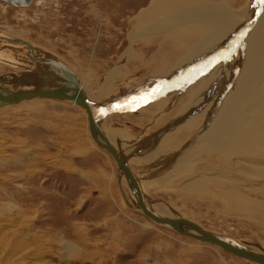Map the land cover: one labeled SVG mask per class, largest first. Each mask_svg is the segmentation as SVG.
<instances>
[{"label": "rangeland", "instance_id": "obj_1", "mask_svg": "<svg viewBox=\"0 0 264 264\" xmlns=\"http://www.w3.org/2000/svg\"><path fill=\"white\" fill-rule=\"evenodd\" d=\"M185 1L159 23L156 11L176 1L31 0L5 12L0 2V31L64 60L95 105L123 104L165 80L178 67L179 56L191 52L190 46L165 55L169 45L179 44H167L170 39H182V29L193 26L202 29L201 39L208 33V23H187L181 20L184 13L197 7L212 10L224 1L230 22H242L251 4ZM242 37L235 36L236 43ZM200 57L214 59L210 53ZM12 70L0 63V73ZM197 77L185 82H197ZM179 89L128 113L108 112L102 125L114 135L151 198L203 228L264 250V171L251 165L247 167L258 172H244L243 165L231 170L222 162L215 167L218 155L197 147L186 157L187 139L180 146L175 142L185 137L171 140L189 130L173 124L182 108L169 115L175 106L161 103ZM154 224L122 204L115 165L90 138L79 107L40 97L0 108V264H254Z\"/></svg>", "mask_w": 264, "mask_h": 264}, {"label": "bare ground", "instance_id": "obj_2", "mask_svg": "<svg viewBox=\"0 0 264 264\" xmlns=\"http://www.w3.org/2000/svg\"><path fill=\"white\" fill-rule=\"evenodd\" d=\"M174 1H176V3L173 2V4H170L169 6H164L161 11H156L155 15L157 16L158 21L156 19L153 20V18L152 20L155 22L157 21L158 23L163 21L164 18H166L167 15L171 13V8H175L176 6L179 7L181 4H184L186 2L185 0ZM222 3H224V1H222L220 4L217 3L215 6L211 5L213 6L211 7L213 8L212 10H200L201 8L199 9L197 7L194 8L192 11L183 14L181 20H185L187 21V23L192 21L202 22L204 24L208 23L210 29L202 39L201 34H203V32H201V28H193V26L191 29H182V32H184L182 39H170L167 42V44H179L169 45V49L164 50L163 52L165 55H167L169 52L176 54V52L180 51L181 49H184V51L186 52L191 46L190 53L189 50L188 53L180 55L179 58L176 60L177 64L175 62L174 66L178 65V67L168 72V75L164 77L165 80L171 79L169 82H167V87H172L170 90H173V87L177 85V83L180 82L179 84L182 85L181 81L185 82L187 77L189 79V76L190 79L191 77H194L191 75L195 74L197 68H200L208 62H214L215 65L213 67L210 66V68H208V70L203 74H198L199 78L197 77V82L189 83L187 81L189 84L186 82L185 84L180 86L179 91L173 93L171 99L168 98L167 100H162L163 102L161 103L165 106H175V108H173L171 112H168L169 115L177 111L178 108H182L180 112L178 111V118L173 124H177L179 128L184 125L188 126L189 130L180 133L176 132L178 134L173 135V138H171V140L173 142L174 138L180 135L185 137H180V139L175 142L177 146H180L182 144L181 142L184 139H187L186 142L184 141L186 144V149L183 151V154H186V157H191V150L193 151V148L195 147V149L199 148L202 149V151L207 150L216 153L218 156L215 160V163H213L215 167H219V163L221 162L223 164L225 163L226 166L228 164V167L231 170L239 168L241 165H243V168H246L244 172L256 173L258 172L256 170L259 169L264 171V3L261 2V0H251V4L248 8L249 11L248 9L246 10V14L242 22L232 21L233 23L230 22L233 19L231 17V12L225 9L227 5ZM260 3L263 5L258 11L261 5ZM160 9L161 8H159V10ZM152 11L150 12L152 13L151 16L153 17L154 12ZM254 15L256 16L248 25ZM152 20L149 22L151 23ZM235 26H241L243 28H236ZM233 29H237L234 33L235 35L232 34V31H234ZM0 32H2L0 34L5 33L3 31ZM173 32H175V29ZM228 33H231V37L228 35ZM236 34H243V37L241 38V40L239 39L240 41L237 43L234 38L235 36H237ZM196 43L199 44L195 46ZM13 47L14 46L12 45H7L5 42H1L0 53L10 55L11 53H14V51H12ZM209 49H211V51ZM196 50L197 52L195 53ZM208 53H210V55H212L215 60L207 58L208 61H204L203 59H201L200 55H204V57L206 58ZM190 56L192 57V61L187 62V58H189ZM198 61H203V65L199 66V64L197 63ZM190 63L198 64V66L194 68L193 65L188 69L187 67L190 66ZM67 65L70 67V69H72L69 64ZM182 69L186 72L183 73ZM74 73L77 75L75 71ZM77 77L78 86L82 88L84 93H86L87 97L93 103L95 101V98H90V96L87 94L88 90L86 91V89L84 88L85 83H82L78 75ZM158 98L159 97L152 98L151 100H149V102L154 101ZM22 101L23 100H20L14 104H2L0 105V108L6 105H17ZM60 102L75 105L84 112L83 108L76 105L72 101L60 100ZM140 107H138L137 109H139ZM108 112L111 114H122L131 111L129 110L123 112H111V110H108L106 113L98 112V115L101 116V119L99 120L100 126L102 127L103 131L104 129L106 130L112 144L116 149H118V151L122 153L123 158L127 162V156L120 150L119 144L116 142L114 135L112 136L110 132L109 134L108 130L102 125V119L104 116H107V114H109ZM164 120L165 119H163V121ZM194 130H196L195 133L193 132ZM192 132L194 133L193 136ZM97 147L100 148L99 146ZM127 164L129 165L128 162ZM163 164L164 163L160 164L161 167ZM160 165L158 164V166ZM250 165L255 166L256 170L249 169L247 166ZM209 167L210 164L208 165V168ZM135 175L138 177L137 174ZM139 180L141 187L147 194L143 181L141 179ZM117 192L123 205L124 203L121 199V193L124 195L127 202L131 204V199L133 200V196L128 190L123 178L120 179L119 186H117ZM152 207L156 212L161 213L162 215L174 216V214L172 213L173 210L177 216L181 217L179 213H177L174 209H172L170 205L163 202L162 200H160V202L152 203ZM151 223L153 222L151 221ZM154 225L157 226L158 224L155 223ZM171 231L174 232L173 230ZM239 241L251 246V244L243 240ZM252 246L256 249H260L258 246Z\"/></svg>", "mask_w": 264, "mask_h": 264}, {"label": "water", "instance_id": "obj_3", "mask_svg": "<svg viewBox=\"0 0 264 264\" xmlns=\"http://www.w3.org/2000/svg\"><path fill=\"white\" fill-rule=\"evenodd\" d=\"M0 1L13 6H26L31 0ZM1 42L14 46L13 50L10 49L14 53L10 55L0 53V62L10 65L16 70L0 73V105L14 104L20 100L40 97L74 102L83 108L86 114L90 138L112 159L116 168L117 186H119L120 179L123 178L128 190L131 192L133 196L131 204L127 202L121 193V199L127 208L141 213L153 223L169 228L176 233L200 242L213 244L226 252L255 264H264V250L256 249L252 245L242 243L235 238L203 228L191 220L177 216L173 210L174 216H166L156 212L152 207V203L160 202V199L151 198L145 193L139 178L127 164L122 153L114 147L106 130L104 129L103 131L100 126L99 120L101 116L98 115V112L106 109L111 110V112L132 111L144 106L146 103L133 106L132 101L149 94L153 89L157 88H160L162 94H164L168 89L172 88L167 87V82L171 79L154 83L148 90L123 104L94 105L82 88L78 86V77L74 71L55 54L32 42L6 33L0 34ZM210 65V62H208L197 68L194 76L203 73L210 68ZM179 83L173 88L177 89L186 82L182 81V85ZM159 96L161 94L155 97ZM117 108H122L123 110H117Z\"/></svg>", "mask_w": 264, "mask_h": 264}, {"label": "snow or ice", "instance_id": "obj_4", "mask_svg": "<svg viewBox=\"0 0 264 264\" xmlns=\"http://www.w3.org/2000/svg\"><path fill=\"white\" fill-rule=\"evenodd\" d=\"M261 2H264V0H261ZM162 94V90L160 88L153 89L149 94H146L144 96H141L135 100L132 101L133 106L138 105V104H144L149 102V100L152 97L158 96ZM117 110H123L122 108H117Z\"/></svg>", "mask_w": 264, "mask_h": 264}, {"label": "flooded vegetation", "instance_id": "obj_5", "mask_svg": "<svg viewBox=\"0 0 264 264\" xmlns=\"http://www.w3.org/2000/svg\"><path fill=\"white\" fill-rule=\"evenodd\" d=\"M0 2H1V9H2L1 11H3V12H5L6 8L8 9V7L11 6L9 3H5V2H2V1H0ZM6 4H8V5H6Z\"/></svg>", "mask_w": 264, "mask_h": 264}, {"label": "crops", "instance_id": "obj_6", "mask_svg": "<svg viewBox=\"0 0 264 264\" xmlns=\"http://www.w3.org/2000/svg\"><path fill=\"white\" fill-rule=\"evenodd\" d=\"M170 88H171V87H170ZM165 93H166V92H165ZM165 93H164V94H165ZM161 95H163V94H161ZM116 104H117V103H116Z\"/></svg>", "mask_w": 264, "mask_h": 264}]
</instances>
